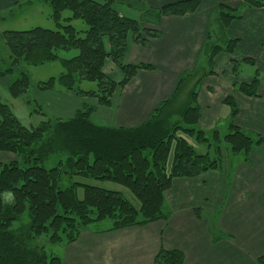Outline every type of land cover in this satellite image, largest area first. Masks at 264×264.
<instances>
[{"label":"trees","instance_id":"obj_1","mask_svg":"<svg viewBox=\"0 0 264 264\" xmlns=\"http://www.w3.org/2000/svg\"><path fill=\"white\" fill-rule=\"evenodd\" d=\"M202 1L186 0L164 6L154 13L153 20L194 14ZM44 2L52 11L55 30L34 28L1 35L10 62L6 69L0 70V79L19 72V78L9 85L11 97L18 98L30 86L29 76L20 69L21 64L40 66L58 61L63 71L57 77L39 83L38 88L48 91L58 86L78 96L94 98L102 107H108L114 92L123 89L138 71L154 70L148 65L123 64L129 42L146 47L149 40L159 36L154 30L141 28L138 21L120 16L116 10V6L132 7L136 2ZM242 3L255 8L262 6L254 0H242ZM65 11L71 16L62 20ZM237 12L219 6L212 17L210 34L202 51L211 70L199 77L197 68L184 73L172 97L137 127L96 126L90 119L95 107L83 105L67 121L46 120L36 128L28 129L18 122L7 106L0 104V154H11L16 158L9 163H0V264H62L59 258L47 256L35 241L46 236L51 244L63 241L71 244L80 231L92 223L110 220L109 231H120L166 222L170 213L165 207V193L174 179L197 178L221 170L222 143L233 155L243 153L246 162L254 149L264 144V136L253 138L234 125L239 110L231 96L223 100V105L229 109L230 121L224 136L215 129L209 138L198 128L200 109L196 88L206 75L214 74L212 67L216 56L233 54L238 41L226 39L225 33L230 23L241 20ZM73 21H81L85 30L74 29ZM212 25H216L217 33L212 34ZM60 52L76 54L61 59ZM108 60L121 72L119 82L104 72ZM230 63L233 76H237L240 63L233 60ZM242 63L255 66L251 59ZM84 81L95 83L96 90H81L79 84ZM259 85V73L255 71L249 84L232 83L231 86L245 97L257 98ZM183 95L185 101L181 102ZM188 139L206 145V153L198 154ZM53 157L57 160L56 165L45 169L43 164ZM64 177L120 186L132 194L139 208H134L119 192L82 182L62 189ZM79 189L83 191L81 200L76 194ZM24 214L28 223L12 229L13 223ZM210 233L214 243L222 239L220 234ZM153 264H184V255L180 251L161 248Z\"/></svg>","mask_w":264,"mask_h":264},{"label":"crops","instance_id":"obj_2","mask_svg":"<svg viewBox=\"0 0 264 264\" xmlns=\"http://www.w3.org/2000/svg\"><path fill=\"white\" fill-rule=\"evenodd\" d=\"M23 1L0 0V13L10 12ZM181 1L186 0H144L154 10ZM219 6L232 11L244 8L241 20L230 23L225 33L226 39L237 40L238 44L232 55L222 53L214 58V74L206 75L196 88L198 126L203 131L215 130L219 112L228 120L229 109L223 100L231 96L239 110L234 125L264 136V6L249 7L242 0H203L194 14L163 17L157 22L149 20L154 24L143 25L136 20L141 28L154 30L159 36L149 40L146 47L129 42L123 64L148 65L154 70L138 71L123 89L114 92L111 104L97 122L93 118L99 111L92 113V123L109 128H134L147 121L160 104L172 97L179 78L196 70ZM118 7L120 16L126 17ZM67 57L61 59L70 58ZM245 59H251L259 73L257 98L245 97L231 86L251 82V75L244 81L241 74H232L230 61L241 63ZM227 71L231 77L225 81L223 72ZM121 79L122 74L115 82ZM68 93L78 103L74 114L87 105V97ZM93 107L95 111L98 109L97 105ZM232 173L223 163L219 171L197 178L174 179L165 193V207L170 213L166 222L120 231L106 228L93 232L83 228L74 243H59L57 257L62 264H153L159 250L164 248L183 253L184 264H260L258 261L264 264V144ZM215 226L222 236L217 243L212 241L210 233Z\"/></svg>","mask_w":264,"mask_h":264},{"label":"rangeland","instance_id":"obj_3","mask_svg":"<svg viewBox=\"0 0 264 264\" xmlns=\"http://www.w3.org/2000/svg\"><path fill=\"white\" fill-rule=\"evenodd\" d=\"M136 2L135 5L132 7H128L126 5H120L118 10L124 16L138 20L143 25L154 24L150 23L149 20H153L154 13L157 10L150 9L145 5L144 0H132ZM258 1L264 6V0H254ZM244 8H240L237 13L241 15V12ZM52 11L48 5L45 4L44 0H24L22 4H19L12 8L10 12L0 13V70H4L9 66V54L4 46L3 41L1 40V35L4 32L8 31H28L34 28H42V29H49L55 30V23L52 21L51 18ZM71 13L65 11L62 13V20L69 18ZM64 23V21H62ZM71 25L77 31L85 30V25L81 21H73ZM212 34L217 33L216 25H212L211 27ZM228 39V38H227ZM130 41V39H129ZM218 42V41H217ZM220 44V42H219ZM107 48V47H106ZM63 53V52H60ZM69 55L72 58L76 53L69 52L63 53L59 56L60 58H66V55ZM67 57V58H69ZM20 69L27 73L30 80V86L26 93L21 94L18 98H13L9 92V85L19 78V72H14L7 77L0 79V104L7 106L18 122L25 128H36L41 122L46 120H61L67 121L71 119L75 114L73 113L76 108H78V103H76V99L72 94H69L67 91L59 88L56 86L53 90L42 91L38 88L39 83L47 82L51 77H57L62 71V67L58 61L45 63L40 66H29L25 64L20 65ZM255 67L249 64L240 63L238 75L241 74V79L246 80V78H250V75L253 77L255 73ZM211 70L207 63L206 57L203 54L199 57L198 65H197V74L198 77L202 75L203 72H208ZM104 72L109 75V77L114 80L118 81L121 78V74L118 68H116L110 61L106 62V66L104 68ZM231 74L229 71L223 72L224 80L227 81V78H230ZM226 78V79H225ZM210 84H214L213 81L209 82ZM186 87V85L184 86ZM79 88L83 91H93L96 90V84L91 82H82L79 84ZM185 90V89H184ZM199 90V89H198ZM66 95V96H65ZM71 95V96H68ZM117 95V94H116ZM182 95V94H181ZM117 96L114 97V107L115 101ZM88 101H85L88 106H96L98 109L94 112H97V115L93 118L94 121L97 122V118L100 117L102 111L105 110V107L100 106L99 108L96 100L94 98H88ZM181 102L185 101L184 95L180 98ZM182 104V103H180ZM218 123L216 126V130L219 132L221 136H224L227 133V128L229 125V118L228 120L225 119V115L223 113H218ZM199 128V126H198ZM208 134L211 133L209 129L205 131ZM246 133L253 138H255L254 133H250L246 131ZM211 138V137H209ZM211 143L212 139H210ZM189 144L194 148V150L198 154L206 153L207 146L206 145H198L194 139H188ZM258 149V148H257ZM257 149H254L257 150ZM222 150H223V159L222 163H224L225 167L232 171H235V168L238 165L245 163V155L243 153L233 155L228 151V146L225 143H222ZM10 159L15 160L14 155L10 154H0V163H9ZM57 160L53 157L50 158L47 162L43 164L45 169H51L56 165ZM233 174V173H232ZM75 182H82L80 179H69L64 177L61 182V188L65 189L69 187L72 183ZM92 186L99 187L101 189L117 191L119 192L123 198H125L134 208H139V203L136 199L132 196V194L115 184L112 183H99V182H82ZM77 197L79 200L83 197V191L81 189L77 190L76 192ZM214 220L213 218H209V220ZM28 218L27 215L24 214L19 221L14 222L12 225V229H17L22 224H27ZM213 225V224H212ZM112 227V221L104 220L101 222H96L88 225L84 229L89 231H99L104 230L106 228ZM214 228L217 230L215 231ZM212 227L211 231L215 234H219L218 228ZM35 244L42 247L45 254L47 256L57 257L60 255V247L61 244L55 243L51 244L48 242L46 236H42L35 241ZM58 258V257H57Z\"/></svg>","mask_w":264,"mask_h":264}]
</instances>
